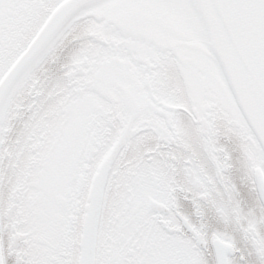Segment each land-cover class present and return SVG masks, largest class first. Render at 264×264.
<instances>
[{"label": "snow or ice", "instance_id": "6c2138e0", "mask_svg": "<svg viewBox=\"0 0 264 264\" xmlns=\"http://www.w3.org/2000/svg\"><path fill=\"white\" fill-rule=\"evenodd\" d=\"M0 264H264V0H0Z\"/></svg>", "mask_w": 264, "mask_h": 264}]
</instances>
